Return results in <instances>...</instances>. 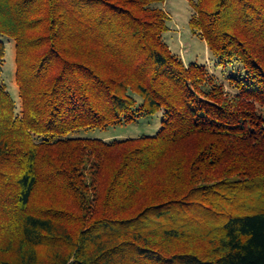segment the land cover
Instances as JSON below:
<instances>
[{
    "label": "trees",
    "instance_id": "obj_1",
    "mask_svg": "<svg viewBox=\"0 0 264 264\" xmlns=\"http://www.w3.org/2000/svg\"><path fill=\"white\" fill-rule=\"evenodd\" d=\"M159 1L0 0V264H264V0L195 4L235 93L172 52Z\"/></svg>",
    "mask_w": 264,
    "mask_h": 264
},
{
    "label": "rangeland",
    "instance_id": "obj_2",
    "mask_svg": "<svg viewBox=\"0 0 264 264\" xmlns=\"http://www.w3.org/2000/svg\"><path fill=\"white\" fill-rule=\"evenodd\" d=\"M197 2L198 0H161L153 4V7H161L169 16V31L165 35V40L172 52L181 58L187 66L191 63L206 66L209 73L219 83L226 86L227 92L235 93L229 78L236 76L237 72L233 70V67L227 68L219 64L212 56L203 37L199 32L194 33L191 28L190 21L196 14L195 4ZM0 40L6 45L0 83L7 87L17 103V113H20L22 111V101L16 80V42L6 36H0ZM262 115H264V107H262ZM162 119L163 113L160 112L153 116L144 115L133 123L116 125L106 129L90 130L82 134L90 138L103 139L107 142L154 136L161 128ZM43 202H45L43 193H39L35 198L34 204L38 206L42 205Z\"/></svg>",
    "mask_w": 264,
    "mask_h": 264
}]
</instances>
